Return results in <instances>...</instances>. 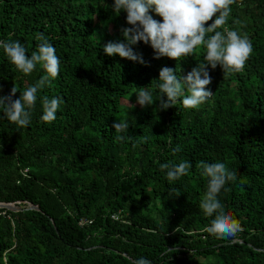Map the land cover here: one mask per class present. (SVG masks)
<instances>
[{
    "label": "trees",
    "instance_id": "1",
    "mask_svg": "<svg viewBox=\"0 0 264 264\" xmlns=\"http://www.w3.org/2000/svg\"><path fill=\"white\" fill-rule=\"evenodd\" d=\"M112 2L0 0V39L18 40L31 55L43 33L61 62L59 76L37 94L30 125L0 111V202L19 208H0V264H130L139 257L264 264V0H235L223 26L252 39L244 69L209 67L212 97L196 109L177 103L166 110L158 102L141 107L135 92L144 87L155 99L160 67L184 75L205 49L154 59L151 46L138 42L133 48L146 65L108 56L101 45L123 40L119 30L128 26ZM43 75L39 65L25 75L0 49V95L14 85L16 99ZM43 96L63 100L52 122L41 119ZM118 119L128 122L127 132L111 127ZM181 161L190 162L188 175L168 181L160 165ZM201 161L225 162L237 173L220 193L242 227L233 239L208 231L215 216L199 208L208 183Z\"/></svg>",
    "mask_w": 264,
    "mask_h": 264
},
{
    "label": "clouds",
    "instance_id": "2",
    "mask_svg": "<svg viewBox=\"0 0 264 264\" xmlns=\"http://www.w3.org/2000/svg\"><path fill=\"white\" fill-rule=\"evenodd\" d=\"M235 0H113L111 4L113 15L126 13L127 27H121L123 40H108L101 45L108 56L118 55L121 58L140 64H147L142 53L135 51L133 46L138 42L150 45L154 59L168 57L181 60V57L193 55L198 47L205 49L204 59L181 75V69L162 66L158 72L160 83L156 85L160 95L154 99L152 91L139 87L136 93V103L141 107L158 102L159 110H166L182 103L185 109H196L208 101L213 92L208 89L212 82L209 67L215 69L221 66L223 72H240L253 51L250 35L241 34L234 29L223 26L228 22L231 5ZM155 13L161 19L153 18ZM211 21V23H208ZM40 43L31 55L18 40L0 39V49L6 53L10 61L25 75H30L41 66L46 72L34 84L29 85L19 97L13 96L19 91L14 85L7 95H0V111L7 119L19 127L30 125L32 110L35 108L38 92L50 85L60 73L61 62L56 55L55 47L40 33L37 35ZM98 39V38H97ZM99 43V40H98ZM41 99L44 122L56 119L57 111L63 103L59 96H43ZM132 107L134 105L129 104ZM111 127L117 133H125L129 124L124 119L113 122ZM117 140L124 139L118 135ZM181 151L177 146L173 153ZM162 170H167L168 181H176L188 175L191 164L181 161L178 164L163 163ZM198 168L207 178V190L203 195L199 208L207 216H215L208 231L218 239L230 240L242 231L241 224L225 210L220 199L221 191H228L226 185L235 182L237 173L228 168L225 162L201 161ZM130 264H151L144 257L129 258Z\"/></svg>",
    "mask_w": 264,
    "mask_h": 264
},
{
    "label": "water",
    "instance_id": "3",
    "mask_svg": "<svg viewBox=\"0 0 264 264\" xmlns=\"http://www.w3.org/2000/svg\"><path fill=\"white\" fill-rule=\"evenodd\" d=\"M0 208H5L8 210H18L19 209L18 207L14 206L12 203H3V202H0Z\"/></svg>",
    "mask_w": 264,
    "mask_h": 264
},
{
    "label": "built area",
    "instance_id": "4",
    "mask_svg": "<svg viewBox=\"0 0 264 264\" xmlns=\"http://www.w3.org/2000/svg\"><path fill=\"white\" fill-rule=\"evenodd\" d=\"M83 222H84V220L79 221L80 224H82Z\"/></svg>",
    "mask_w": 264,
    "mask_h": 264
}]
</instances>
